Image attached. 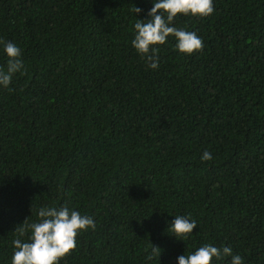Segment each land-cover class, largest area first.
<instances>
[{
    "label": "trees",
    "instance_id": "1",
    "mask_svg": "<svg viewBox=\"0 0 264 264\" xmlns=\"http://www.w3.org/2000/svg\"><path fill=\"white\" fill-rule=\"evenodd\" d=\"M214 5L174 21L203 50L169 37L152 69L132 40L153 0H0L25 65L0 86V264L17 227L64 205L95 228L60 264H178L205 244L264 264V0ZM176 215L197 222L186 241Z\"/></svg>",
    "mask_w": 264,
    "mask_h": 264
},
{
    "label": "clouds",
    "instance_id": "2",
    "mask_svg": "<svg viewBox=\"0 0 264 264\" xmlns=\"http://www.w3.org/2000/svg\"><path fill=\"white\" fill-rule=\"evenodd\" d=\"M154 6L148 12L150 19H136L135 36L132 45L136 52L145 58L152 69L159 67L160 48L168 42L169 37L176 41V48L181 54L194 55L203 50V39L194 31H187L174 26L179 16L207 18L214 14V0H153ZM135 14L142 9L134 7ZM0 46L7 56L6 68L0 66V86L8 88L13 77L25 72L22 50L10 41L0 40ZM212 155L205 151L202 161L212 160ZM38 221L26 219L16 228L18 238L13 240L15 248L11 264H60L62 259L78 247V237L89 228L94 229L92 217L79 211L62 207H42L38 211ZM197 222L183 215H176L167 232L178 240L186 241L197 228ZM27 235V239H22ZM150 251L145 249L146 260L161 257L162 249L151 243ZM231 257L230 264H244L243 258L233 254L231 247L218 248L211 244L199 247L194 253L180 255L178 264H212L213 260Z\"/></svg>",
    "mask_w": 264,
    "mask_h": 264
}]
</instances>
